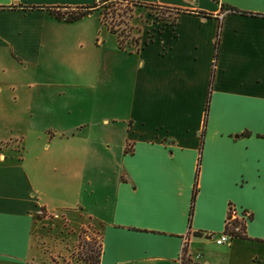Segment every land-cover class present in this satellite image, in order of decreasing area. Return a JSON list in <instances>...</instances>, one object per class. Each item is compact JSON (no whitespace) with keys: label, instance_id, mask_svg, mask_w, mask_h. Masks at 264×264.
<instances>
[{"label":"crops","instance_id":"1","mask_svg":"<svg viewBox=\"0 0 264 264\" xmlns=\"http://www.w3.org/2000/svg\"><path fill=\"white\" fill-rule=\"evenodd\" d=\"M97 1L0 0V92L14 91L18 67L62 53L64 72L89 66L110 119L54 125L66 101L46 98L47 141L26 161L0 152V264H30L34 215L56 209L97 223V264H177L182 239L191 264H264V0H123L180 11L147 19L134 50L103 46L88 62L77 50L102 31L98 12L66 21L44 6ZM26 104L40 114L34 97ZM105 161L112 177L86 191L84 169ZM228 208L245 236L216 243Z\"/></svg>","mask_w":264,"mask_h":264},{"label":"rangeland","instance_id":"2","mask_svg":"<svg viewBox=\"0 0 264 264\" xmlns=\"http://www.w3.org/2000/svg\"><path fill=\"white\" fill-rule=\"evenodd\" d=\"M98 10L101 11L99 17L105 22L102 31L96 34V36L103 37L102 43L96 42L95 36L77 50L82 52L81 57L88 62L92 58L91 53L93 51H97L103 46L108 48L113 47V44L117 46L116 37L125 50H134L139 44L140 26L147 19L156 16L169 21L173 15V11L161 7L135 5L127 1H105L100 3ZM106 24H111L116 33L113 34L106 29ZM117 48L119 47L117 46ZM68 56H71L70 53ZM63 61L62 53L38 57L37 60L27 63L26 67L22 65V68L18 67V70L13 72L14 80L18 82L14 91L3 89L0 92V108L3 109L0 111V152L4 153L6 158H16L17 155L22 156L26 161L32 150H39L40 146L47 141L43 127L47 126L50 121L41 115L45 109L50 111V108L47 107L49 101L46 98L53 97L66 101L63 105L60 101L55 102L56 106L61 104L62 107L58 110L60 113L57 116H52V124L75 122L83 130H92L98 127L106 128L100 119L102 116L108 118V121L110 120L108 112H106L107 103H102L105 96L98 94L97 97L91 85L87 86L92 80L87 71L89 66L85 71L64 72L62 71L64 69ZM11 92H14L13 95L16 99L12 108L18 112L13 116L5 113L9 109L8 101L12 96ZM30 97L35 98V110L40 113H35L34 119L28 117L25 109L27 98ZM102 153H107V151ZM105 162L107 168L97 169L90 164L84 169V181L86 177L93 180L91 185L84 182L86 191L89 190L90 186L96 189L94 178L102 183L103 180L100 178L112 177V168L107 161ZM64 211L56 209V217H52L44 210H38L34 215L29 255L30 264H83L79 255L84 254L88 248H91L89 250L95 253L99 243L97 223L83 215L78 216L74 211ZM231 213L230 209L229 216ZM198 245L201 244L195 243L196 247ZM204 245L211 252L216 251L219 246L209 239ZM209 256L217 258L218 255H210L209 252Z\"/></svg>","mask_w":264,"mask_h":264},{"label":"trees","instance_id":"3","mask_svg":"<svg viewBox=\"0 0 264 264\" xmlns=\"http://www.w3.org/2000/svg\"><path fill=\"white\" fill-rule=\"evenodd\" d=\"M105 1H123V0H98L97 2L91 4V5H76L74 7H69V6H63V5H50V6H44L48 12L50 14H52L54 17L59 18V19H64L66 21H72V20H76L84 15H86L87 13H89L92 10H96L99 13H101L99 9L100 3H103ZM131 3L135 4V5H142V6H157V7H161L163 9L166 10H170L173 11V15L171 17V19H169L170 23H173L175 21L176 18V14L177 12L180 11L179 8L177 7H171V6H166V5H158L155 3H147V2H139V1H132ZM35 7H40L39 5H31L29 6V8H35ZM229 10L232 11H241L237 8L228 7ZM203 15H208V13L204 12V11H198ZM167 20V19H166ZM100 21L104 24L105 22L102 21L101 17H100ZM105 25V24H104ZM107 29L115 34V30L112 28L111 24H106ZM117 36V35H116ZM117 39V46L121 49H125L122 44L120 43V41ZM215 54V53H214ZM195 193V188L192 190L191 193V202L193 200V196ZM190 209H191V204H190ZM190 212V210H189ZM229 212H230V208H228L227 213H226V218L229 216ZM235 226H238V230H234L233 228ZM226 229L227 232L230 234V236L234 237V236H238V237H243L245 236V231H244V223L241 222L238 218L233 217L230 220V225L226 227L225 222H224V228L223 230ZM199 232L197 231L196 234H198ZM91 248H88L84 254L79 255V257L82 259L83 264H97L98 262V255L100 252V242L98 243V247L95 251V253L91 250H89Z\"/></svg>","mask_w":264,"mask_h":264},{"label":"built area","instance_id":"4","mask_svg":"<svg viewBox=\"0 0 264 264\" xmlns=\"http://www.w3.org/2000/svg\"><path fill=\"white\" fill-rule=\"evenodd\" d=\"M233 217H236V216L231 213V215L225 219L226 227L229 225V221ZM233 229L238 230V226H235ZM231 237L232 236H230V234L227 232V230L224 229L218 235L214 236V240L216 243H227ZM198 256H199V253H195L194 257H198ZM189 258H190V256L185 251V239H182V242L180 244V253H179V256L177 259L178 260L177 264H191L190 261L188 260Z\"/></svg>","mask_w":264,"mask_h":264}]
</instances>
